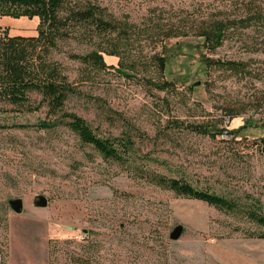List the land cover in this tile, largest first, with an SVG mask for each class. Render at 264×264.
<instances>
[{
    "label": "rangeland",
    "instance_id": "1",
    "mask_svg": "<svg viewBox=\"0 0 264 264\" xmlns=\"http://www.w3.org/2000/svg\"><path fill=\"white\" fill-rule=\"evenodd\" d=\"M64 1L102 9L117 30L75 28L49 52L72 88L61 111L36 92L0 102V264H264V228L248 218L264 217V30H237L213 51L195 35L248 9L264 16V0ZM38 24L0 16L11 37H35ZM91 52L107 68L77 59ZM65 115L113 141L121 159L83 144ZM173 181L235 209L186 198Z\"/></svg>",
    "mask_w": 264,
    "mask_h": 264
},
{
    "label": "trees",
    "instance_id": "2",
    "mask_svg": "<svg viewBox=\"0 0 264 264\" xmlns=\"http://www.w3.org/2000/svg\"><path fill=\"white\" fill-rule=\"evenodd\" d=\"M68 7L64 0H0V16L39 20L35 37H11L5 32H0V102L21 105L28 101V93L36 92L50 114L61 111L66 96L72 92V88L59 67L47 60L49 52L56 48L57 42L66 39L69 33H74L75 28L84 30L94 28L99 36L104 32L117 30L115 22L107 19L104 11L96 6L85 4L81 7ZM246 13L244 18L209 22L206 26L198 28L195 35L203 38L208 50L213 51L237 30H248L256 26L264 30V16L260 9L253 8L252 11L248 9ZM77 57L83 64L100 69L107 68L97 52ZM157 62L159 67L164 66L162 58H158ZM206 63L208 67L212 66L232 73L244 71L234 62L207 60ZM63 117L68 119L65 126L77 135L83 144L93 147L105 159L115 161L121 159L113 141L95 136L80 118L73 115ZM55 126L57 124L45 122L38 124L41 129H51ZM188 129L200 135L207 134L202 126H188ZM262 143L264 144V138ZM121 148L123 151L126 150V146ZM170 189L186 198L225 208L228 211L235 209L233 203L197 191L187 184L173 181ZM248 218L264 228L263 216L253 212L248 214Z\"/></svg>",
    "mask_w": 264,
    "mask_h": 264
},
{
    "label": "water",
    "instance_id": "3",
    "mask_svg": "<svg viewBox=\"0 0 264 264\" xmlns=\"http://www.w3.org/2000/svg\"><path fill=\"white\" fill-rule=\"evenodd\" d=\"M264 152V149H263ZM34 205L38 208H45L47 205V202L44 197L38 196L34 199ZM12 211L16 214H20L22 210V202L20 200H16L11 203ZM182 234V229L180 227L176 228L175 231L173 232L171 238L173 240H177L180 235Z\"/></svg>",
    "mask_w": 264,
    "mask_h": 264
}]
</instances>
